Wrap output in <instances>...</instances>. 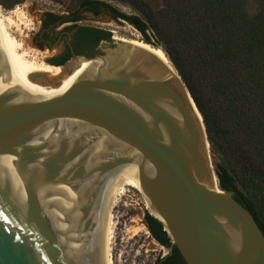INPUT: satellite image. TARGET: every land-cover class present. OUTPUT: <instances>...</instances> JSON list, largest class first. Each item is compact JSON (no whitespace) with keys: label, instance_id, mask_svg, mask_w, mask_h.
<instances>
[{"label":"water","instance_id":"water-1","mask_svg":"<svg viewBox=\"0 0 264 264\" xmlns=\"http://www.w3.org/2000/svg\"><path fill=\"white\" fill-rule=\"evenodd\" d=\"M112 40L90 57L46 58L77 65L31 82L59 87L90 66L45 96L17 82L0 37V264H104L103 208L127 168L186 264H264V233L220 189L203 118L176 69Z\"/></svg>","mask_w":264,"mask_h":264},{"label":"trees","instance_id":"trees-1","mask_svg":"<svg viewBox=\"0 0 264 264\" xmlns=\"http://www.w3.org/2000/svg\"><path fill=\"white\" fill-rule=\"evenodd\" d=\"M25 1L0 0V6L12 10ZM52 1L68 9L67 16H52L71 23L64 30H76L91 48L113 42V36L79 26L83 13L126 22L167 55L203 118L220 189L244 206L264 233V0H151L156 6L148 0ZM145 223L169 250L165 226L149 213ZM153 264L186 262L173 247Z\"/></svg>","mask_w":264,"mask_h":264},{"label":"rangeland","instance_id":"rangeland-1","mask_svg":"<svg viewBox=\"0 0 264 264\" xmlns=\"http://www.w3.org/2000/svg\"><path fill=\"white\" fill-rule=\"evenodd\" d=\"M153 6L156 3L148 0ZM114 4V3H113ZM121 11L130 13V10L116 5ZM1 12L9 16L18 24L9 30V33L19 42L34 49L31 44L33 36L40 28V16L43 12H50L55 16H67L65 5L57 4L52 0H26L12 10L0 6ZM25 14V18L20 15ZM20 19V20H19ZM79 26H93L112 33V36L124 38L141 37L133 26L126 22L112 21L107 16L98 18L85 17ZM67 26V25H65ZM64 26V27H65ZM108 44H101L103 50ZM38 51V50H37ZM41 52V51H39ZM45 58H54L57 49H45L41 52ZM150 214L147 199L137 189L122 186L115 198L110 212L111 235L108 244L110 264H153L159 255H167L169 250L153 239L146 223L145 216Z\"/></svg>","mask_w":264,"mask_h":264},{"label":"bare ground","instance_id":"bare-ground-1","mask_svg":"<svg viewBox=\"0 0 264 264\" xmlns=\"http://www.w3.org/2000/svg\"><path fill=\"white\" fill-rule=\"evenodd\" d=\"M2 12L0 9V37L14 77L17 82L25 89L45 96H59L66 92L76 82V80L81 76V74L90 66V63H84L80 69L76 70L72 74V76L63 80L59 87L43 86L39 83L31 82L29 80V76L33 74H45L48 76V79L50 81H53L55 78H58L62 74L68 72L70 69L75 67V65H77V61H71L67 66L60 68L46 64V58L41 52L17 41L9 33V30L13 27H17L18 24L15 22V20H13V18L3 15ZM20 16L26 19L25 14L21 13ZM114 40L118 43L137 47L154 54L165 64H167V66H169V68L174 73H176L173 65L165 57L161 50H158L157 48L151 47L149 45L144 44L143 42H140L139 37L128 39L117 36L116 38H114ZM118 175L123 183H121L112 191L103 208L102 234L104 264H110L108 257V244L111 235V223L109 218L119 189L122 186H129L137 189L139 192L142 193L139 183L138 171L136 168L124 169Z\"/></svg>","mask_w":264,"mask_h":264},{"label":"flooded vegetation","instance_id":"flooded-vegetation-1","mask_svg":"<svg viewBox=\"0 0 264 264\" xmlns=\"http://www.w3.org/2000/svg\"><path fill=\"white\" fill-rule=\"evenodd\" d=\"M69 24L71 23H61V20L55 19L50 12H43L40 16V28L33 36L31 44L42 50H45L46 48L57 49L58 54L50 60L51 63L63 64L61 62L64 59L68 57L69 60L75 55H85L90 57V55H95L100 51L102 43L107 42L106 40L101 41L97 47L91 48L92 45L89 46L86 40H82L76 36V30H64V26ZM79 49L83 50L82 54L77 53Z\"/></svg>","mask_w":264,"mask_h":264}]
</instances>
